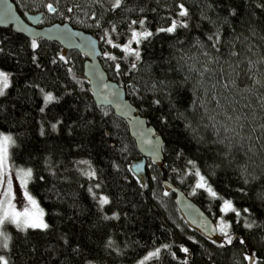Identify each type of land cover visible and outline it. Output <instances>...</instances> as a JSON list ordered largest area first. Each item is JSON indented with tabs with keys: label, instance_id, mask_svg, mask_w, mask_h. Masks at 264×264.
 <instances>
[{
	"label": "trees",
	"instance_id": "1",
	"mask_svg": "<svg viewBox=\"0 0 264 264\" xmlns=\"http://www.w3.org/2000/svg\"><path fill=\"white\" fill-rule=\"evenodd\" d=\"M13 1L23 16L41 12L44 25L68 21L100 39L110 78L163 136L165 162L147 160L142 178L133 173L141 155L125 121L94 102L84 55L43 39L33 48L12 27L0 28V69L10 74L0 132L14 140L12 164L32 170L27 190L48 224L7 225L0 256L9 264H134L160 248L146 264H249L252 253L264 264V0H123L117 9L114 0ZM179 3L188 27L158 32L180 19ZM140 19L143 26L131 25ZM132 30L153 33L135 45L138 60L107 42L123 46ZM49 93L54 100L45 103ZM197 170L205 188H196ZM164 176L214 220L231 201L241 213L225 214L232 243L192 227Z\"/></svg>",
	"mask_w": 264,
	"mask_h": 264
},
{
	"label": "water",
	"instance_id": "2",
	"mask_svg": "<svg viewBox=\"0 0 264 264\" xmlns=\"http://www.w3.org/2000/svg\"><path fill=\"white\" fill-rule=\"evenodd\" d=\"M44 14L22 15L13 0H0V28L12 27L31 40L40 39L59 43L63 49L78 51L85 56L83 74L89 83L97 106L109 107L124 120L131 138L135 141L141 159L132 163V171L142 178L147 160L164 164V138L137 106L128 98L126 88L110 78L102 63L103 50L100 39L92 33L75 28L70 22L42 24ZM163 184L176 194L177 206L186 221L210 239L219 236L215 220L187 192L167 180ZM250 264V263H249Z\"/></svg>",
	"mask_w": 264,
	"mask_h": 264
},
{
	"label": "snow or ice",
	"instance_id": "3",
	"mask_svg": "<svg viewBox=\"0 0 264 264\" xmlns=\"http://www.w3.org/2000/svg\"><path fill=\"white\" fill-rule=\"evenodd\" d=\"M122 2H123V0H114V3L112 4L113 9L120 8L122 5ZM47 8L50 12L56 11V8L51 3H49L47 5ZM178 8H179V11L177 12V17L180 19L173 18L168 27L159 28L157 30L158 32L174 33V32H176V30L178 28H187L188 27V21L186 18L189 17V10L185 7L184 3H179ZM69 11H71V9H69ZM145 22H146L145 19H140L139 21L132 20L131 25L139 24V25L143 26L145 24ZM112 31H115L114 26H113ZM106 35H107V33H106ZM152 35H153V33L151 31L132 30L131 39L126 44H124L123 46L113 44L110 37L107 39V42L109 44H112L113 47L122 48V51L126 55L135 56V58L138 60L140 58V53L138 50L133 49L131 47L132 43L135 42L136 44H139L142 39H147V38L151 37ZM208 39L212 40L213 37L209 36ZM216 39L218 40L219 37H217ZM32 47L33 48L37 47L35 40L32 41ZM232 55H236V53H232ZM109 58L113 59V60L116 59V57H114V56H111ZM60 59L64 60L65 58L63 56H61ZM135 67H136V65L132 64V68H135ZM116 68L118 70L120 68V65L117 64ZM206 71H207V69H206ZM8 87H9V76H8V74L5 72H0V96L4 95V90L7 89ZM225 87H227V85H225ZM44 99H45V103H48V102L53 101L54 97L52 96L51 93H49V94L45 95ZM53 127H55V125ZM13 143H14V140H13L11 135L0 134V186H6V189H10L11 184H12L11 178L9 176H7L6 173H7V161H8V154H9V146H10V144H13ZM189 163H193V162L189 161ZM21 171L23 173V177H22L21 182L23 185L26 186L27 181L31 178L32 170L27 169L26 171L25 170H21ZM85 174L90 176V177L95 176L94 171L88 172ZM196 175L199 176V181L196 184V188H205L206 187L205 178L202 175H200L198 170L196 171ZM97 187H98V185H97ZM90 191H91V189H90ZM207 191L213 197H216L217 194L210 187H207ZM24 195L27 197V200H28L29 204L31 205V210L26 207V208H24L23 211H17L15 208V205L12 204L11 199H8V197L11 196V193L8 190H5L3 192V196L6 199H0V226H3L5 223H10V224L14 225L16 227V229H18V230H27L29 228H31V229H47L48 224L45 223L43 220V215H44L43 211L39 209V206H38L37 202L35 201V199H33V197L31 195H29L27 193V191L24 192ZM165 195H167V193H165ZM99 203L101 205H104V204L109 203V200L106 196H101L99 198ZM222 211L225 213L232 211V212H235V214L237 216L241 215V213L236 211V209L232 206V202L228 201V200L224 201ZM244 211L247 212L248 210L245 209ZM228 227H229L228 225L221 223L219 225V232L224 235L225 243L231 244L233 237L228 234V232H227ZM245 227L252 228L253 225L252 224H246ZM0 236H3L2 247L7 249L9 247L8 241H9L10 237L5 235L3 232H0ZM240 242L243 244L244 243L243 239H241ZM213 243H215V241H213ZM220 246L223 247L224 244L222 243ZM169 247H170V245H167V244L163 245V248H165V249H168ZM180 250L184 253L189 252V249L187 247H183V246H181ZM160 251H161V249L157 248V249H155V251L149 252L144 257V259L139 262V264H145V261L150 260L154 257L158 258L160 255ZM172 255L175 257V253H173ZM244 259L249 261L250 264H257V258H256L255 253H252L251 255H245ZM0 264H9V261L5 256H0ZM184 264H187V260H185Z\"/></svg>",
	"mask_w": 264,
	"mask_h": 264
},
{
	"label": "rangeland",
	"instance_id": "4",
	"mask_svg": "<svg viewBox=\"0 0 264 264\" xmlns=\"http://www.w3.org/2000/svg\"><path fill=\"white\" fill-rule=\"evenodd\" d=\"M135 45H136V43L133 42L132 45H131V47L133 49H135ZM106 55H109V54L103 50V57L106 56ZM0 72H5V71H3V70L0 69ZM5 73H7V72H5ZM7 74L9 76V84H10V74L9 73H7ZM83 77H84V75H83ZM0 134L9 135V134H6V133H1V132H0ZM11 146H12V144H10L9 150H10V147ZM21 170H25L26 171L27 169L26 168H23V167H16L14 164H12V162H11V160L9 158V154H8L7 173L6 174H7V176H9L11 178L12 184H11V188L10 189H6V186H0V199H6L3 196V192L5 190H8L11 193V196L8 197V199H11V202H12L13 205H15V208H16L17 211H23L24 208H26V207L31 210V205L29 204V202L27 200V197L24 195V192L25 191H27L28 194H29V192L27 190V185L25 186L21 182L22 181V177H23V173H22ZM29 180L27 181V184H28ZM35 201H36V199H35ZM37 204L39 206V209L43 211V209L40 206V204L38 202H37ZM223 205H224V202L222 204L221 210L223 208ZM232 206H234L233 203H232ZM229 213H230V211L227 212V213L223 212V214L221 216L216 217L215 222H216V224L218 226V229H219V225L221 223L228 225L229 227L227 229V232H228L229 235L232 236V234H231L232 222L230 221V217H228V216L226 217V215H225V214L228 215ZM43 220L46 223L45 218H44V215H43ZM9 224L10 223H5L3 226H0V232H3L5 235H7L6 226L9 225ZM215 240L217 242H225V237H224L223 234H221L219 232V236ZM2 245H3V236H0V247H2ZM143 259H141V260H143ZM141 260H139L138 262H136L134 264H139V262ZM147 261H145V264H146Z\"/></svg>",
	"mask_w": 264,
	"mask_h": 264
}]
</instances>
